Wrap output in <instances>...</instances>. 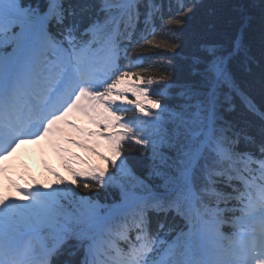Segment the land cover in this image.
Returning <instances> with one entry per match:
<instances>
[{
	"label": "snow or ice",
	"instance_id": "1",
	"mask_svg": "<svg viewBox=\"0 0 264 264\" xmlns=\"http://www.w3.org/2000/svg\"><path fill=\"white\" fill-rule=\"evenodd\" d=\"M205 7L0 0V145L27 125L26 97L49 91L73 63L118 65L122 37L148 49L134 54L143 71L114 85L135 97L138 123L125 130L139 137L136 146L117 144L94 194L73 193L67 203L54 192L23 197L32 201L26 212L0 200V227L16 216L13 232L31 233L25 260L0 231V264H264L245 255L264 253V216L251 232L242 227L264 209V0H235L223 17L200 14ZM205 225L229 241L235 259L176 258Z\"/></svg>",
	"mask_w": 264,
	"mask_h": 264
},
{
	"label": "trees",
	"instance_id": "2",
	"mask_svg": "<svg viewBox=\"0 0 264 264\" xmlns=\"http://www.w3.org/2000/svg\"><path fill=\"white\" fill-rule=\"evenodd\" d=\"M71 2V0H70ZM205 2V5L206 7L204 9H201V13L200 14H204L206 12H208L209 10H214L216 12V14L218 16H221L223 17L225 14H227L229 12V8H228V5L231 4V3H234L235 0H204ZM199 15V14H198ZM135 45V53L136 54H139L141 52H145L147 51V46L143 44V42L139 43V44H134ZM258 55V53H257ZM148 57H146L145 59V63L147 64V61H148ZM143 71V68L142 67H135L133 69V72H142ZM136 78V77H135ZM256 97H257V101L259 102L260 101V96H259V90L257 88V91H256ZM134 147L133 146H127L126 148H124V151L125 152H131L132 149ZM100 163L103 167V169L105 167H109L108 165L106 164H103L101 161H98L96 159L94 160H91L89 161V165H92V164H98ZM66 178V183L65 184H68L70 185V187H72L73 189V193H79L80 195H89V194H94L97 192V190L99 189V185L98 183H84V182H80L76 179H73L71 176H65ZM86 186L87 187H91V190L92 192L89 193L88 191H86ZM209 194V193H208ZM61 196L62 199H64V201L67 203L68 200L70 199H73V197L71 195H68V194H65L64 196H62L61 194H59ZM99 195L101 197V199H103L106 195V193L103 191V190H99ZM207 196V195H206ZM227 227L224 229L226 231ZM227 232V231H226Z\"/></svg>",
	"mask_w": 264,
	"mask_h": 264
},
{
	"label": "rangeland",
	"instance_id": "3",
	"mask_svg": "<svg viewBox=\"0 0 264 264\" xmlns=\"http://www.w3.org/2000/svg\"><path fill=\"white\" fill-rule=\"evenodd\" d=\"M29 162L31 163V161H29ZM32 165H33V164L31 163V166H32ZM29 172H31V170H30ZM256 215H257V213H255L254 216L251 217V218H256Z\"/></svg>",
	"mask_w": 264,
	"mask_h": 264
}]
</instances>
